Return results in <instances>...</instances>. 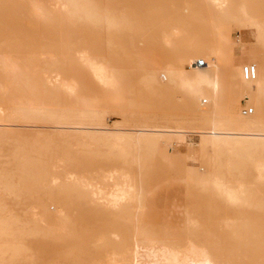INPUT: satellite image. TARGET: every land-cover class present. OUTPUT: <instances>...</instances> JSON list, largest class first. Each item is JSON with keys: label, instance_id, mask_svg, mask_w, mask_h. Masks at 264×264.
<instances>
[{"label": "rangeland", "instance_id": "1", "mask_svg": "<svg viewBox=\"0 0 264 264\" xmlns=\"http://www.w3.org/2000/svg\"><path fill=\"white\" fill-rule=\"evenodd\" d=\"M62 2L17 0L13 3L11 0H0V45L9 44L24 53L32 54L38 44H53L56 36L52 27L57 24L60 15L55 8ZM101 2L108 3L118 12H128L131 19L137 22H134V26L138 30L110 32L102 25L80 23L77 25V30L82 33L80 43L82 46L93 44L97 52L110 54L112 60L123 66L132 77L135 91L142 92L135 97L137 104L133 109L141 115L158 116L161 119H120L117 117L122 114L97 106V112L107 115V120H102L105 123L102 126L97 123L101 121L97 117L93 119L84 116L81 119L80 116L77 119L74 110L65 111V108L74 109L75 105L66 103L65 96L62 98L65 102L60 104L63 96L61 90L40 87L41 95H37L36 100L42 103L47 101L52 111L36 113L37 119L28 123L0 125V218L3 228V235L0 236V264H49L53 260L58 261L54 264H67L66 259L59 256L65 247L68 249L72 245L78 246L81 264H88L92 251L87 232H96L101 226L110 224H105V221L115 219L119 210L93 206L87 200L75 197L69 200L68 209L76 222V228L82 233L81 237L59 239L49 235L46 230L41 233L34 227L30 218L33 211L38 217L46 218L47 210L53 212L49 208L51 201L58 203V206H65V195H58L54 189L49 197L41 186L48 179L52 161L56 157L61 158L64 164L60 167L64 178L71 172L94 180L109 179L102 174L110 171L128 172L129 179L135 182L136 196L124 208L122 216L127 218L128 214L134 212L128 226L136 233L143 227L153 228L157 233H180L185 226V219L189 216L197 217L211 229L210 233L217 234L221 239L216 242L221 244L219 259L222 262L264 264V202H259L257 207L233 206L221 201L213 191L200 184L196 185L198 181L194 178L196 170L193 161H197L203 167L202 172L222 173L227 179L255 186L264 194V182L259 183L255 177L250 159L236 157L237 154L226 149L203 150L198 143L200 137L194 134L190 136L193 142L175 151L169 150L167 146L144 141L141 134L138 137L131 136L135 130L177 123L185 124L192 131L207 129L211 120H221L231 128H245L253 121L264 122V92H259L257 88L258 85L264 90V43L251 35H239L238 38L234 29V39L238 38L243 44L244 59L240 60L241 53L237 51L235 57L239 59V65L222 68L216 63L202 67L197 65L199 60L217 58L220 51L214 43L211 53H207L200 49L205 46L204 41L196 40L195 57L185 60L181 58L176 66L163 69L165 73L170 69L175 74L174 78H170L178 90L169 95L165 90L157 88L156 93L147 94L138 80L143 69L149 63L170 58L168 50L157 38L161 33L160 28L180 21L188 29L189 35H204L205 15L193 11L195 0ZM35 5L51 13L45 19L37 18L33 13ZM245 10L249 16L257 19L252 16L250 9ZM259 10L264 16V0H260ZM26 11L41 25L43 35H12L19 27H33L34 30ZM257 20L264 25V19ZM166 36L172 35H165L164 40ZM108 38L112 39V45L107 43ZM173 42L177 43V39ZM42 48L36 51L37 55H45ZM249 63L256 66V77L252 80H247L242 71ZM39 65L46 70L45 75L48 77L55 75L60 78L58 69L52 71L47 64ZM78 75L83 88L90 90L92 82L88 75L82 70H79ZM200 75L210 80L211 84L198 86L195 91L183 86L182 79ZM3 81L0 75V84ZM46 84L49 85V81ZM99 89L103 99L102 88ZM183 94L189 102L182 101ZM1 100L2 97L1 105H7L1 103ZM250 107L253 113L244 114L243 110ZM20 109L26 110L22 107ZM58 110L64 113L58 115ZM80 126L85 129H75ZM100 127L110 130L102 131ZM120 129L123 140L121 150H118L107 136ZM251 151L264 156V147L261 145L252 146ZM236 215L246 216L252 221L243 239L228 238L227 232L217 223L223 217ZM6 243L13 244L14 250H3ZM94 259L104 257L95 255Z\"/></svg>", "mask_w": 264, "mask_h": 264}, {"label": "bare ground", "instance_id": "2", "mask_svg": "<svg viewBox=\"0 0 264 264\" xmlns=\"http://www.w3.org/2000/svg\"><path fill=\"white\" fill-rule=\"evenodd\" d=\"M58 1L63 2L57 4L55 8L56 12H65L66 8H70V0ZM213 4L216 5L215 3ZM33 13L37 18L45 19L51 11H44L41 6L35 5ZM243 20L244 26L249 30L251 36L264 43V25L259 20L249 16L245 9ZM173 39L172 36L165 37V41L170 45H172ZM85 66L89 68L97 80H115L113 77L106 76L104 65L100 64L97 60H86ZM6 68L9 69L10 67ZM167 73L169 77L174 78L175 74L170 69H167ZM51 80H49V85H52L55 89L65 91L71 96L75 95L74 81H60L61 79L58 76L53 79L54 81ZM182 82L187 90L194 91L198 86L211 84V81L202 75L190 79H182ZM257 88L259 92H264L260 86L257 85ZM75 104L77 105L76 102ZM20 107L24 108L23 105ZM84 107L85 114L83 117L89 116L93 119L98 117L96 114H90L92 111L90 104ZM250 108H245L243 113L252 114L253 111L251 113L246 111V109L249 110ZM35 110L36 113L52 111L51 107L45 106L37 100ZM70 110L75 111L77 109L70 108ZM93 110L95 111V109ZM97 123L102 126L105 125L102 120ZM144 127L150 126L144 125ZM75 129L81 130L85 129V127L80 126ZM99 129L102 131L110 130L105 127H100ZM138 134L144 137L142 140L167 146L171 151L181 149L190 142H193L190 137L191 135H198L200 137L198 143L203 150L226 149L229 152L237 154L236 157L250 159L255 171V177L258 178L259 183L264 182V156H259L251 151L254 145L264 147V122L262 121H253L245 128H231L230 125L221 120H211L208 122L207 129H195L192 131H189L185 124L177 123L175 125H163L151 129L135 130L131 136L138 137ZM107 139L116 145L115 148L121 150V142L123 140L121 129L108 135ZM193 164L196 170L194 178L198 181L196 185L200 184L204 188L213 191L221 201L237 207H257L259 202H264L263 192H260L255 186L244 185L240 181L227 179L222 173L202 172L203 167L197 161H193ZM63 165L61 158H54L48 173L49 177L41 186L49 194V197H51L52 190L54 189L57 190L58 195H65V206H58V203L51 201L49 208L53 212L47 210L46 218L38 217L35 211H33V216H30V218L33 221L34 227L40 230L41 233L46 230L49 235L65 239L82 236V233L76 228L73 215L68 209L70 199L80 197L87 200L93 206L119 210L118 213L113 212L116 213L114 220L105 221V224L110 223L109 225L101 226L96 232L92 230L87 232L86 236L90 239V250L92 251V257L88 260V264H225V262L219 259L221 244L216 242L219 236L213 232L210 233L211 229L206 227L204 225L205 222L197 217L189 216L185 219L183 221L185 226L181 228L182 231L180 233L175 232L170 234L166 231L157 233L153 228L147 227L140 228L139 232L136 233L133 228H130L128 223L132 222L134 212L128 214L130 218H123L122 216L124 208L129 206L136 196L135 182L129 179L130 174L128 172L110 171L102 174V176L109 177V179L102 178L97 180L84 178L83 175L71 172L64 178V174L60 170V167ZM49 221L52 222L50 223ZM217 223L227 232L228 238L243 239L246 236L245 232L251 228L252 221L246 216L236 215L223 217ZM0 227V236H2L1 218ZM204 231L206 233H203ZM14 247L13 244L6 243L3 250H14ZM78 253V246L72 245L68 249L65 247L59 257L65 258L67 264H81L82 261L78 259ZM95 255L99 257L103 256L104 259H94ZM55 262L58 261L53 260L49 264H54Z\"/></svg>", "mask_w": 264, "mask_h": 264}, {"label": "crops", "instance_id": "3", "mask_svg": "<svg viewBox=\"0 0 264 264\" xmlns=\"http://www.w3.org/2000/svg\"><path fill=\"white\" fill-rule=\"evenodd\" d=\"M11 1L13 3L17 2V0ZM195 2L196 4L192 5L194 7L193 11L201 12L205 15V34L200 36L189 35L188 29L181 25L180 21L161 27V33L157 38L161 45L168 50L170 58L164 61L149 63L143 69L138 80L142 83L145 93L153 94L156 93L155 90L157 88H161L166 91V94L172 95L174 90H178L177 85L163 69L168 66H176L181 58L185 60V58L195 57L197 49L196 40L199 42L204 41L205 46L200 47V49L207 53H211L214 43L220 51V55L217 58L211 57L209 60H204L207 64L216 63L222 68L237 67L239 59L235 57L236 52L239 51L241 53L240 60L244 59V47L238 39L239 35H251L244 27V9H250L252 16L255 18L264 19L259 10L260 0H195ZM69 4L70 8H66L65 12L62 11L60 13L57 24L52 27V31H55L54 34L56 36L53 44L49 46L38 44L35 52L32 54L24 53L21 49H16L9 44L0 45V62L2 61L0 75L4 80L0 84V97H2L1 103L7 104H0V120L2 121L0 125L5 126L10 123L19 122L28 123L37 119L35 112L36 97L37 95H41L40 87H50L53 89V86L46 84V82L49 79H52L51 81L55 79V75H51L50 77L45 75L46 70L39 64L49 65L52 71L58 69L60 81L66 79L75 82V95L71 96L65 91H60L63 96L59 102L63 104L65 101L62 98L65 96L67 99L66 103L74 104V109H77L75 110L77 119L80 116L83 119V115L85 114L83 109H85L84 106L87 104H90L92 107L90 114H98L97 118L101 120H107V115L103 116L101 112H97V106H104L107 110L122 114L117 117L120 119H161L158 116L141 115L136 112V109H133V106L137 104L135 97L142 94V92L135 91L132 77L123 66L112 60L110 54L106 55L97 52L93 44L82 46L80 43V35L82 33L77 30V25L80 23L92 26L102 25L110 32H131L138 30L134 26V22L136 21L131 19L128 12H118L108 5V3H102L101 0H70ZM74 4L75 8H73ZM52 10L54 9L52 8ZM26 15L30 18L29 20L33 24L34 30L33 27H19L17 31L14 30L12 32V35H43L41 25L27 11ZM54 15H56L55 12ZM92 29L94 30V28ZM234 29H236V35H238L237 40L234 39ZM165 35H172L173 41L177 39V43L168 44L164 40ZM35 39L39 38L36 37ZM107 43L112 45V39L108 38ZM41 47H43L41 51L45 53L44 56L36 54V51ZM86 60H97L100 64H103L106 76L113 77L115 80H97L89 68L85 66ZM3 65L4 67H2ZM79 70H82L90 78L92 82L90 90L83 88V83L80 81L78 75ZM37 79L38 83L36 82ZM100 87L102 88L103 99L100 96ZM182 97L184 103L186 101L189 102L185 94ZM39 102L42 103L41 100ZM42 104L50 106L47 101H43ZM21 105L26 110L20 109ZM67 109L65 108V111L70 110ZM61 110L64 109L61 108ZM57 113L59 115L64 112L58 110ZM131 113L135 115L132 116L130 115Z\"/></svg>", "mask_w": 264, "mask_h": 264}, {"label": "built area", "instance_id": "4", "mask_svg": "<svg viewBox=\"0 0 264 264\" xmlns=\"http://www.w3.org/2000/svg\"><path fill=\"white\" fill-rule=\"evenodd\" d=\"M207 63L204 60H199L197 65L202 67L205 66ZM243 73L246 79H253L255 78L256 75V66L254 64H246L243 68ZM246 111L249 113H251L253 111L252 108H250L249 110L246 109Z\"/></svg>", "mask_w": 264, "mask_h": 264}]
</instances>
